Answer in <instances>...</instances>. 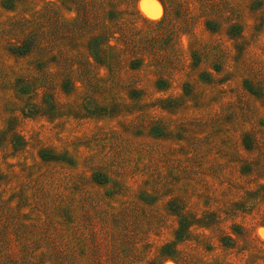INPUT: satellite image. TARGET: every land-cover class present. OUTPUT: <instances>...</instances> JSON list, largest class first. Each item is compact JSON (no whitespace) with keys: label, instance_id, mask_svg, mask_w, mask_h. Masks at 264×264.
Listing matches in <instances>:
<instances>
[{"label":"rangeland","instance_id":"obj_1","mask_svg":"<svg viewBox=\"0 0 264 264\" xmlns=\"http://www.w3.org/2000/svg\"><path fill=\"white\" fill-rule=\"evenodd\" d=\"M0 264H264V0H0Z\"/></svg>","mask_w":264,"mask_h":264}]
</instances>
